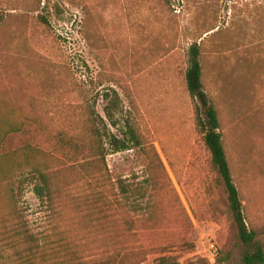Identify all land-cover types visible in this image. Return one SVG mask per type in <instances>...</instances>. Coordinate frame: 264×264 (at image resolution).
<instances>
[{"label": "rangeland", "instance_id": "obj_1", "mask_svg": "<svg viewBox=\"0 0 264 264\" xmlns=\"http://www.w3.org/2000/svg\"><path fill=\"white\" fill-rule=\"evenodd\" d=\"M232 4L0 0V264H242L245 248L185 82L188 47L206 34L204 90L218 110L246 223L264 250V19ZM231 12L244 19L231 21ZM108 87L142 144L107 155L90 178L69 158L73 148H54L55 135L90 157L83 106L95 102L102 113ZM31 118L42 125L23 126ZM6 122L23 127L6 136ZM25 144L32 148L4 159ZM27 157L51 173L56 213L30 183L10 196L3 175ZM120 176L142 195H122Z\"/></svg>", "mask_w": 264, "mask_h": 264}, {"label": "trees", "instance_id": "obj_2", "mask_svg": "<svg viewBox=\"0 0 264 264\" xmlns=\"http://www.w3.org/2000/svg\"><path fill=\"white\" fill-rule=\"evenodd\" d=\"M239 1H242V7L240 9L245 10V7L247 9L251 7L256 9L257 14L251 15L249 13L247 16L258 21L264 19V0H233V4L230 5L231 11H241L238 9ZM237 15L238 14L231 12L229 19L232 21L239 16H242L238 18L239 21L244 19L243 15H238V17ZM6 17L7 16L0 13V24L5 23ZM41 17L44 19L43 16ZM209 35L211 36V34H206L205 38ZM205 38L200 41L195 40L188 47L187 68L185 71L186 88L194 100L196 124L199 132L202 134L204 144L210 153L211 164L222 178L228 194V208L233 224L237 230V239L245 248L242 256V264H264L263 247L256 242V234L248 227L245 220L239 190L234 183L230 163L223 144L222 133L219 131L220 118L217 107L210 101L204 90L201 60ZM101 100L102 113L96 110L95 102H86L83 106L84 123L81 126V135L83 136H81V138L87 143V151L90 157L83 158V148L80 147L78 142L70 140L62 132L55 135L56 142L54 143V148H56L57 151H64L67 154L69 153L68 148H73V152L69 154V158L76 157V161L79 162L81 170H84L86 176L90 178H94L96 171L100 172L102 170L107 155L128 151L131 150V148L140 147L142 144L135 124L131 122V113L125 110L118 92L112 87L105 88L101 94ZM27 122L42 125L37 118L26 119L23 122V126ZM6 123V136H10L15 131H20L23 127L21 122L15 124H11L10 122ZM31 148L32 145L25 144L19 149L7 151V153L4 154V159L6 160L9 157L8 154L13 155L18 151L24 154V152L26 153ZM33 148L36 150L35 147ZM3 177L7 182L6 184L10 196L13 197L16 190L19 192L23 190L26 183H30L38 199L46 203V206L51 208L52 212L54 211L56 213L55 191L51 183V173L46 166L43 167L36 162H32L27 157L23 166L7 170V176L3 175ZM117 179L120 193L126 198H131V195L134 197L142 195V187L131 184V176H120V178L118 177ZM139 193L141 195H139ZM21 232V236L24 240L31 237L26 230L25 224H23V231L21 230ZM224 259L225 256L220 260L223 261ZM65 264L81 263L78 261L77 263L65 262ZM159 264L170 263L166 261V258H162Z\"/></svg>", "mask_w": 264, "mask_h": 264}]
</instances>
